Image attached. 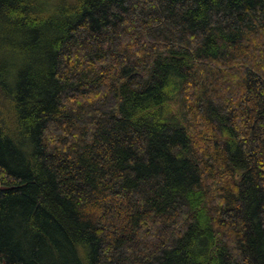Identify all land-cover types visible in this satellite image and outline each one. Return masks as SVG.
Masks as SVG:
<instances>
[{
    "label": "trees",
    "instance_id": "16d2710c",
    "mask_svg": "<svg viewBox=\"0 0 264 264\" xmlns=\"http://www.w3.org/2000/svg\"><path fill=\"white\" fill-rule=\"evenodd\" d=\"M0 260L264 264V0H0Z\"/></svg>",
    "mask_w": 264,
    "mask_h": 264
},
{
    "label": "water",
    "instance_id": "95a60500",
    "mask_svg": "<svg viewBox=\"0 0 264 264\" xmlns=\"http://www.w3.org/2000/svg\"><path fill=\"white\" fill-rule=\"evenodd\" d=\"M8 189H9V187L0 185V191H4V190H8ZM0 264H6V263L4 260H0Z\"/></svg>",
    "mask_w": 264,
    "mask_h": 264
}]
</instances>
